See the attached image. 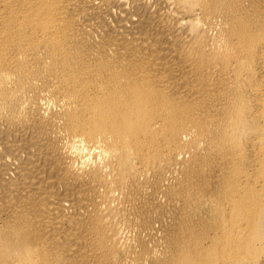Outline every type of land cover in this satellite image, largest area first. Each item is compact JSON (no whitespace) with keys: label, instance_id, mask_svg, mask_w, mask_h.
I'll use <instances>...</instances> for the list:
<instances>
[{"label":"bare ground","instance_id":"obj_1","mask_svg":"<svg viewBox=\"0 0 264 264\" xmlns=\"http://www.w3.org/2000/svg\"><path fill=\"white\" fill-rule=\"evenodd\" d=\"M0 264H264V0H0Z\"/></svg>","mask_w":264,"mask_h":264}]
</instances>
